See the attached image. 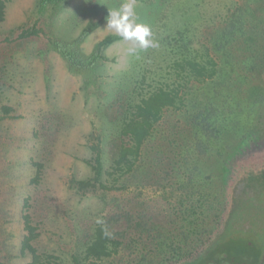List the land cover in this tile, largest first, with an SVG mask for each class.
<instances>
[{"label":"rangeland","instance_id":"1","mask_svg":"<svg viewBox=\"0 0 264 264\" xmlns=\"http://www.w3.org/2000/svg\"><path fill=\"white\" fill-rule=\"evenodd\" d=\"M235 1L238 2L135 0L138 22L150 26L158 47L139 49L130 42H115L105 51L107 60L96 67L95 82L87 89L85 78L69 71L66 61L50 50L48 39L71 44L76 42L79 51L89 55L102 38L118 35L107 28V19L109 11L118 9L126 0H63L54 13L49 11L40 19L38 27L44 29L45 35L30 40H22L19 35L36 20V0H11L6 5L5 19L0 24V107L7 105L13 108V112L11 117L0 121L1 264H28L31 260L30 255L21 253L24 235L21 216L25 199H29L28 212L39 232L34 246L40 252L55 256V264H73V254L80 253L82 256V243L93 227L100 223L119 243L117 252L100 264L158 263L160 258L154 256L156 251L158 253L155 239L160 242L168 237L169 241H175L177 236V244H180L182 234L179 232L186 233L182 214L174 211L179 209L183 199L179 188L182 192L188 186L196 188L204 185L209 196L211 194L207 207L209 201L215 199L214 195L223 202L221 189L226 171L214 153L221 149L211 139L210 149L213 148V151L207 155L199 154L191 145L189 126L191 103L210 101L221 89L213 82L204 86L194 82L188 84L191 95H183L181 111L164 113L153 139L142 153L146 159L145 171L134 180L125 181L129 184L124 185L125 188L110 193L103 201L99 195L76 193L70 187V181L90 176L85 163L90 158L89 135L93 130L104 135L113 132L108 123L113 118L112 106L115 100H120L119 96L129 98L132 89L129 83L137 77L138 68H134L137 60L150 51L149 62L144 67L149 70L146 71V83L141 85L142 89L138 87L136 90L145 94L150 85L153 88L159 84L171 86L173 78L164 69L171 52L169 49L164 51V44L181 31L193 41L192 47L188 46L189 51L198 52V55L205 53L211 45L208 41L215 37V30L219 28V13L224 16L233 8ZM225 3H230L226 11ZM188 22H193L191 27L185 26ZM90 23L96 24V27L77 42ZM236 45L235 49L227 50L235 70V74L230 75L235 81L239 80L236 75L243 79L238 82L239 92L233 94L231 89L228 92L223 89V97L229 94L226 102L235 100L232 109L237 111L238 100L252 97L253 88L258 89L256 91L259 92L254 94L262 101L253 108L256 115L249 125L247 138H230L228 148L222 149L224 159L247 142L264 140V71L245 66L247 62L254 63L256 60L243 43ZM129 47H137L136 54H128ZM154 49L156 52L153 53ZM161 51L168 57L162 63L157 58ZM212 53L210 55L217 60L218 54ZM226 69L230 68L226 66ZM160 71L161 75H158ZM216 101L220 105L218 123L227 122L228 129L240 127V123L233 118L224 120L225 114L231 110L223 111L221 101ZM243 126L247 129L246 123ZM188 145L194 150L192 157L185 151ZM250 151L248 149L242 156L247 153V157L250 156ZM34 163L42 164L41 177L36 184L31 182L36 172ZM192 164H197V168L191 167ZM214 220H207L203 230L211 231L216 225ZM241 226L230 229V239L218 245L210 257L218 255L220 248L231 255L229 260L235 264L246 252L249 255V252L264 251L261 240L264 223L261 225V236L252 232L248 222ZM207 235L203 238H208ZM243 242L254 243L251 244L252 249ZM200 245L192 236L186 250L196 251ZM247 255L246 259H249ZM246 259L247 264L249 261ZM167 260L166 264L174 263L171 256ZM80 264L89 263L81 261Z\"/></svg>","mask_w":264,"mask_h":264},{"label":"trees","instance_id":"2","mask_svg":"<svg viewBox=\"0 0 264 264\" xmlns=\"http://www.w3.org/2000/svg\"><path fill=\"white\" fill-rule=\"evenodd\" d=\"M10 1L0 0V24L5 19L6 5ZM62 1L36 0L34 12L36 20L31 27L21 30L19 38L30 40L45 35L44 29L38 27L40 19L49 11L54 13ZM236 2L233 8L229 9V12L224 16H222L223 13H219V28L215 30V37H211L208 41L211 45L205 53L198 55V52L189 51L188 46L192 47L193 41L186 36L187 34L183 35L181 31L177 33L176 37H172L171 40L168 39V42L164 44V51L169 49L171 52L169 63L164 68L173 78L171 86L159 84L153 88L150 85V88L147 87L145 94L136 90V88H141L146 83V71H149L148 68L144 69V67L149 62L150 51L144 55L142 54L143 57L137 60L134 67L138 68L137 77L134 80L131 79L132 82L129 83L132 86L129 98L122 99L119 96L120 100L117 102L115 100L116 107H114L115 104L112 106L113 118L108 123L113 128V132L104 135L102 132L93 130L89 135L88 150L90 158L85 163L89 167L90 176L83 180L72 179L70 181V187L76 193L99 195L103 201H106L110 193L120 191L125 188L124 185H129L125 181L134 180L138 174L145 171L146 159L142 154L145 147L153 139V133L156 131V126L162 120L164 113L170 110L181 111V107L184 105L183 95L184 97L191 95L188 86L190 82L202 86L208 82H213L218 88H221L218 92H215L216 95L215 98L211 99L212 101L191 103L189 126L192 133L191 145H194L193 148L199 154L207 155L213 151V148L210 149L211 139L215 141L217 148L221 149L215 150L214 153L215 156L219 157L222 168L226 171L221 189L224 193V200L220 202V199L214 195L213 198L215 199L209 201L207 207L206 204L211 194L209 196V191L206 190L204 185L196 188L191 186L193 188L190 189L191 187L188 185L191 180H188L186 190L181 192L179 188L183 199L180 201L179 209L176 207L177 209L174 211L178 210L176 213L182 214L183 220L186 222L185 227H183L186 229V233L179 232L180 235L182 234L180 244H177V236L174 237L175 241H169L168 237H164L160 242L155 239L158 253L156 251L154 256L160 258V262L155 264H166L169 260H165L170 259V256L175 264L179 261H183L184 264H232L229 260L231 255L220 248L217 251L218 255L210 257V254H213L212 251L218 245L230 239V229L242 227L241 225L248 222L256 236H261L260 231H263L261 225L264 223V165L247 170L239 177L233 187L229 209H227L228 204L225 200V181L228 175L234 172V166L231 165L232 161L248 148L259 146L264 142V140L247 142L244 147L240 146L241 148L233 155L230 154L228 159L223 158L224 151L222 152V149L228 148L230 138L239 139L248 135L249 125L256 115L253 108L262 101L258 100L256 94H254L259 92L256 91L258 89L253 88L250 93L253 98L238 100L237 111L232 109L235 100L227 103L226 100L230 95L226 94L223 97V89L227 92L231 89L233 94L239 92L238 82L241 83L243 79L236 75L239 80L235 81L231 79L230 75V73L235 74V70L232 58L227 50L235 49L237 43H243L251 55L254 56L253 59L256 60L254 63L249 61L244 65L250 66L249 68H254V70L264 71V0H238ZM230 3H225V11L229 8ZM194 22L197 23V21ZM192 23L188 22L185 26L191 27ZM95 27L96 24L90 23L83 30L77 42L86 37ZM121 40L122 38L119 35H107L95 45L93 52L87 56L79 51L76 42L71 44L49 38L48 44L50 50L66 61L70 72L82 75L85 78V88L87 89L95 82L96 67L107 60L104 55L105 51L112 44ZM164 51H161L157 57L161 63L168 58ZM152 52L154 53L156 50L154 49ZM210 52L218 54L217 60L210 55ZM225 65L230 69H226ZM158 75H161V71ZM207 85L211 89V86ZM232 85L234 87H231ZM213 95L214 90H212V97ZM216 100L221 101L223 111L231 110L225 114L224 120L229 121V118H233L240 123V127L235 126L231 130L227 128V122H223L222 125L218 123L220 105ZM12 112L13 108L7 105L1 106L0 121L6 117H11ZM245 123L247 129L243 126ZM191 145H188V149L185 151H188L192 157L194 150ZM192 159L194 160V158ZM186 160L185 157L184 161L186 162ZM34 165L36 172L31 182L36 184L41 177L42 164L34 163ZM193 166L197 168V164H192L191 167ZM29 207V199H25L21 216L24 231L21 240V253L31 256L28 264H55V256L40 252L34 246L39 238V232L28 212ZM227 210H229L228 213ZM211 219H215V227L211 231L203 230L206 221ZM205 234L209 235H207L208 238H203ZM192 236L196 237L197 242L201 245L196 251L194 249L189 252L186 250V246ZM261 240L263 242L261 243L264 244V236ZM243 243L251 249V244H254L252 242ZM82 244H84L83 255L81 256L80 253L79 255L73 254V264H80L81 261L89 264H100L101 261L112 257L117 252L119 245L108 228L101 223L93 227ZM247 253L243 254V257L241 256L243 261L239 259L238 263L235 264H246L244 259H246ZM247 256L249 257V259H246L249 261L247 264H264V251L262 250L259 253L249 252Z\"/></svg>","mask_w":264,"mask_h":264},{"label":"clouds","instance_id":"3","mask_svg":"<svg viewBox=\"0 0 264 264\" xmlns=\"http://www.w3.org/2000/svg\"><path fill=\"white\" fill-rule=\"evenodd\" d=\"M139 17L135 11V0H126L118 9L109 11L107 28L116 32L123 41L138 46L139 49L158 47L153 39L150 26L138 22ZM128 54L134 55L137 47H129ZM107 235V233H105Z\"/></svg>","mask_w":264,"mask_h":264},{"label":"water","instance_id":"4","mask_svg":"<svg viewBox=\"0 0 264 264\" xmlns=\"http://www.w3.org/2000/svg\"><path fill=\"white\" fill-rule=\"evenodd\" d=\"M248 149L252 154L247 157V154L242 156ZM240 156L232 161L231 165L234 166L235 171L233 174H229L225 181V200L228 204L227 209L230 208V200L233 195V187L239 177L247 170L255 169L264 165V143L259 146L248 148Z\"/></svg>","mask_w":264,"mask_h":264},{"label":"flooded vegetation","instance_id":"5","mask_svg":"<svg viewBox=\"0 0 264 264\" xmlns=\"http://www.w3.org/2000/svg\"><path fill=\"white\" fill-rule=\"evenodd\" d=\"M226 212L228 213V212H229V210H227ZM225 217H226V215H225ZM223 219H224V218H223ZM173 264H175V263H173ZM176 264H184V263H183V261H179V262H178V263H176Z\"/></svg>","mask_w":264,"mask_h":264}]
</instances>
